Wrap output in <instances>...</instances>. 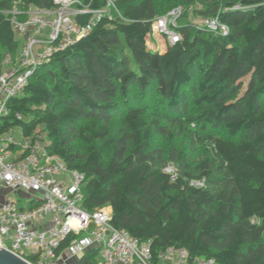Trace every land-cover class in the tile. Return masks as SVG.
<instances>
[{
	"label": "trees",
	"instance_id": "trees-1",
	"mask_svg": "<svg viewBox=\"0 0 264 264\" xmlns=\"http://www.w3.org/2000/svg\"><path fill=\"white\" fill-rule=\"evenodd\" d=\"M112 1L89 32L55 51L9 99L0 132L45 133L48 153L85 174L83 208L110 207V223L149 241L153 259L171 247L190 260L264 264V0H177L198 5L200 19L217 18L228 31L177 23L180 39L162 51L146 40L157 16L153 1ZM14 7L51 10L54 2L0 0V59L12 61L22 47L7 14ZM89 17L74 19L83 25ZM170 117L195 123L205 157L192 162L180 149L152 144L167 134L162 120ZM113 119L122 126L115 135ZM78 138L83 159L73 147ZM96 258L91 249L76 264Z\"/></svg>",
	"mask_w": 264,
	"mask_h": 264
},
{
	"label": "built area",
	"instance_id": "built-area-1",
	"mask_svg": "<svg viewBox=\"0 0 264 264\" xmlns=\"http://www.w3.org/2000/svg\"><path fill=\"white\" fill-rule=\"evenodd\" d=\"M51 10L14 7L8 11L10 27L22 39L16 61L9 54L0 59V122L9 114V99L23 93L35 69L50 56L89 32L108 8L90 10L81 0H53ZM89 13L85 24L74 17ZM181 13L175 7L168 16L154 20V32L168 43L180 39L173 21ZM52 16V18H48ZM202 27L226 33L228 27L217 18H208ZM152 31V30H151ZM18 117L19 115L16 114ZM44 133L15 138L14 128L0 132V248L8 249L30 264H71L91 249L97 250L95 264H215L212 259L188 258L183 248H168L153 259L149 241H140L111 223L110 207L87 211L82 206L86 176L69 169L57 155L46 149ZM165 172L174 174L167 166ZM201 186V182H190ZM18 192L26 206L8 197Z\"/></svg>",
	"mask_w": 264,
	"mask_h": 264
},
{
	"label": "rangeland",
	"instance_id": "rangeland-1",
	"mask_svg": "<svg viewBox=\"0 0 264 264\" xmlns=\"http://www.w3.org/2000/svg\"><path fill=\"white\" fill-rule=\"evenodd\" d=\"M155 8L157 10V16L156 19H161L165 16H168L167 26L170 25L169 19H171L172 16H169L168 14L175 8V7H181V13L174 18L173 21L175 24L182 23L185 21H192L195 23H199L200 26L203 25L204 20L200 19L199 16L195 14V9L199 8L198 5L194 4V6L191 8H186L184 5L179 4L177 0H152ZM151 36L149 39L150 42H148L149 48L153 49L154 43H157L156 39H163L165 41L166 38L157 34L154 32V29H151ZM157 36L156 38H154ZM16 39L19 41L22 39L20 36H16ZM155 46V45H154ZM131 66L134 67V64L131 63ZM246 78L243 80V83L245 84ZM156 101V100H155ZM143 104L145 102L143 101ZM192 112V110H191ZM162 123L165 125L167 129V134L164 136L156 135L154 136L152 140V144L154 146H157L159 148H162L167 152L171 147H175L177 149H180L184 153V157L187 158L189 161L195 162L206 155V151L208 148V145L205 141L201 140V138H197L193 136V131L196 129L195 123H186V117L182 118H172L170 117L167 119H163ZM109 126L111 127V135H115L119 129L122 127L121 123L118 119H113ZM217 134L224 135V132L222 130H216ZM14 136L15 138H18L21 140V132L19 128H14ZM44 140L45 144L48 143V139L46 137V134L44 133ZM74 149L79 153L81 158L83 159L85 156V143L81 139H76L73 142ZM167 166H171L173 169L175 168L173 164L166 163L164 169ZM8 197L14 201H17L18 205L21 207L26 206V199L21 198L19 193H10ZM71 264L76 262V259H72L69 261Z\"/></svg>",
	"mask_w": 264,
	"mask_h": 264
},
{
	"label": "water",
	"instance_id": "water-1",
	"mask_svg": "<svg viewBox=\"0 0 264 264\" xmlns=\"http://www.w3.org/2000/svg\"><path fill=\"white\" fill-rule=\"evenodd\" d=\"M0 264H30L28 261L18 256L14 252L0 248Z\"/></svg>",
	"mask_w": 264,
	"mask_h": 264
},
{
	"label": "crops",
	"instance_id": "crops-1",
	"mask_svg": "<svg viewBox=\"0 0 264 264\" xmlns=\"http://www.w3.org/2000/svg\"><path fill=\"white\" fill-rule=\"evenodd\" d=\"M32 9H34V8H32ZM48 18H52V16H50V17H48ZM150 36H151V33L147 36V45H148V42H150L149 41V39L148 38H150ZM157 36H155L154 38H156ZM157 40V43H154V45H153V49H151V50H160V51H162L163 49H164V47H165V44H166V41L165 40H163V39H156ZM148 48H149V45H148Z\"/></svg>",
	"mask_w": 264,
	"mask_h": 264
}]
</instances>
